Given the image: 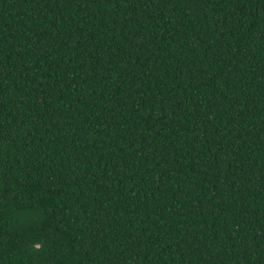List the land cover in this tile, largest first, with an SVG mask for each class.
<instances>
[{"label":"trees","instance_id":"trees-1","mask_svg":"<svg viewBox=\"0 0 264 264\" xmlns=\"http://www.w3.org/2000/svg\"><path fill=\"white\" fill-rule=\"evenodd\" d=\"M0 264H264V0H0Z\"/></svg>","mask_w":264,"mask_h":264}]
</instances>
